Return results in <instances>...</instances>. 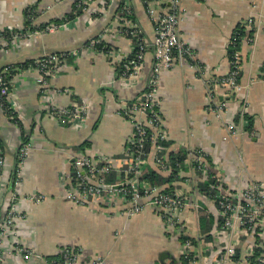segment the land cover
Wrapping results in <instances>:
<instances>
[{
	"label": "crops",
	"instance_id": "crops-1",
	"mask_svg": "<svg viewBox=\"0 0 264 264\" xmlns=\"http://www.w3.org/2000/svg\"><path fill=\"white\" fill-rule=\"evenodd\" d=\"M74 1L0 0V31L30 32L24 27V13L30 7L37 15L31 26H56L0 48V70L43 54L82 51L90 39L112 29L102 38L108 53L70 59L44 92L38 88L34 70H23L11 81L8 100L26 132L28 150L16 169L22 132L0 109V222L7 211L16 213L0 244V264H52L61 249L77 247L85 260L100 255L107 264H184L182 237L194 245L193 264H213L219 248L227 245L223 238L213 236L224 220L215 198L201 191V183L213 182L201 180L195 157L202 154L210 173L233 194L250 182L264 180V0H160L161 8L176 4L178 35L190 51L189 58L180 57L172 68L160 72L157 87L161 129L167 137L164 155L169 159L170 154H185L177 178L162 185L190 201L180 215L181 224L174 227L154 208L130 218L120 212L124 207L114 198L81 206L65 197L74 176L71 156L77 153L109 157L115 162L112 184L124 181L133 124L120 107L137 101L146 91L156 64L150 47L138 76L122 81L119 68L132 51L130 39L115 30L124 0H91L80 15L68 20L65 16ZM128 2L144 39L151 44L154 26L142 0ZM238 28L243 29L238 49L240 89H215L214 79L229 70L228 47ZM72 101L87 107L83 125L61 124L49 110ZM222 102L226 107L219 113L215 105ZM148 152L145 172L156 171L153 143ZM161 171L166 176L170 173ZM34 195L45 198L34 201ZM200 210L214 221L208 239L200 230ZM228 232V240L237 235ZM240 239L239 253L231 264H245L241 252L249 241ZM27 252L32 254L30 260L22 257Z\"/></svg>",
	"mask_w": 264,
	"mask_h": 264
},
{
	"label": "built area",
	"instance_id": "built-area-1",
	"mask_svg": "<svg viewBox=\"0 0 264 264\" xmlns=\"http://www.w3.org/2000/svg\"><path fill=\"white\" fill-rule=\"evenodd\" d=\"M80 5L87 6L91 0H78ZM147 15L154 26V39L150 44L147 42L136 21L130 19L132 13L128 0L123 1V16L118 18V29H115L119 35L127 37L132 42V51L124 59L120 79L127 81L138 76L143 68L145 54L150 47L153 48L156 64L152 75L148 80L146 91L140 94L137 101L130 105L124 103L121 105L120 113L128 118L133 124V133L129 140L128 159L126 161L124 181L112 184L107 182V176L115 170V162L105 155H90L87 153H77L71 156L72 167L74 169L73 181L65 193L66 199L76 205H88L91 202L100 200L107 203L112 198L116 203L124 207L120 212L126 217H133L147 208L157 209L166 224L170 227L180 225L181 213L190 204L189 199L185 196L177 195L172 192L163 191L162 186L151 185L142 179L147 163L148 151L145 147L147 143H153L155 149L154 162L156 166L163 171H171L168 165V159L164 155V142L167 140L165 132L161 129L162 120L158 112L157 87L159 74L163 70L172 68L177 59L189 58L190 51L180 41L178 35L179 11L176 4L169 8H161L160 0H142ZM31 8V7H30ZM30 14L35 10L29 11ZM56 26L49 24L43 30L52 31ZM11 31V30H9ZM42 32L36 30L34 32ZM112 29H105L97 38H92L83 47L82 51L72 50L57 54H43L34 61V66L25 70H34L37 73V85L41 92L48 87V81L59 74L60 70L69 60L76 59L80 55H87L94 52L108 53L109 47L102 45L101 49L97 45L102 42L107 32ZM114 31V30H113ZM21 33V32H20ZM33 32L22 34H12L9 40L0 37V48H5L11 42H15L21 36L31 37ZM237 40L242 43L243 37L239 39L232 37L231 44ZM251 40V39H250ZM9 80L5 76L9 71ZM23 70L17 67H6L0 70V109L5 111L9 109L14 112L8 100L11 81ZM241 71L240 52L236 50L230 58V66L227 74L221 78H215L213 83L215 89L225 87L228 91H237L240 89L239 75ZM264 79V72L262 73ZM211 103H209V106ZM226 107L225 102L215 105L217 112H222ZM59 123L71 124L73 126L83 125L87 118V107L85 104H78L72 101L69 106L55 107L49 109ZM245 111V106L241 109V115ZM232 123L228 125L231 126ZM233 127V126H232ZM228 130H231L229 127ZM28 146H23L19 150L20 162L26 156ZM196 166L200 171L201 180L213 183L209 186L214 190L213 198L218 204L219 215L223 218L224 223L217 230H214L213 236L216 240L221 238L227 241V245L219 248L218 255L213 264H231L235 260L236 253L240 247L243 237L248 240V246L244 253L245 264H264V180L253 181L248 183L239 193L233 194L226 191L221 182L210 173L209 166L205 162L202 154L195 157ZM3 163L0 153V165ZM196 167V168H197ZM17 184V179L16 182ZM118 186V188H117ZM209 197V196H208ZM43 195H34V201L44 200ZM210 198V197H209ZM15 212L7 211L2 216L0 222V244L3 238L9 233L10 227L14 221ZM228 231H235V238L228 240ZM194 245L187 239L181 247V253L187 259L189 264H193L191 252L194 253ZM23 253L22 250H19ZM58 259L53 260L52 264H107L102 256H95L90 261L83 258L81 249L64 248L58 253ZM30 260L32 254L25 253L22 256Z\"/></svg>",
	"mask_w": 264,
	"mask_h": 264
},
{
	"label": "trees",
	"instance_id": "trees-1",
	"mask_svg": "<svg viewBox=\"0 0 264 264\" xmlns=\"http://www.w3.org/2000/svg\"><path fill=\"white\" fill-rule=\"evenodd\" d=\"M84 6L83 5H80L79 4V1L78 0H75L74 1V4H73V9L70 13L66 14L65 18L68 19V20H71L73 19L76 15H80L82 13V10H83ZM122 8H123V2L120 3V6H119V9L117 11L118 15L123 16L124 13L122 11ZM34 8L31 7L29 9L26 10V12L24 13V16H25V21H24V27H25V30H28L30 32H34L36 30H43L49 23H44V24H41L39 25L38 27H35V26H31V22L33 20V18L37 15L36 13H32L30 14L29 11H32ZM131 20L135 21L136 20V17L134 15V13L132 12L131 15L129 16ZM62 22V20H60ZM58 21H56V24H57ZM24 30V31H25ZM16 32L15 31H12V34H15ZM20 33V32H19ZM235 36L239 39L242 34H243V29L242 28H238L235 30ZM11 36V32L9 30H1L0 31V37L6 39V40H9ZM239 40H237L234 44H230V46L228 47V57H229V60L230 58L232 57L233 53L239 49ZM102 45H105L103 42H101L100 44L97 45V48L98 49H101L102 48ZM57 54H60V53H57ZM34 61L35 60H27V61H24L22 63H15V64H11L10 66L12 67H17L19 68V70H25L27 69L28 67L30 66H34ZM71 60H69L70 62ZM122 69L119 68V73L120 74V70ZM262 69H264V66L262 67ZM13 73V71H9L5 77V80H9V75H11ZM2 112L8 117L10 118L11 122L14 124V125H17L21 132H22V143L23 145L20 146V149L26 145L27 143V135L25 134V130L23 128V125L21 124V122L19 121L18 119V116L16 114H12V112L9 110V109H5V111L2 110ZM248 119V118H247ZM96 124V123H95ZM95 126V125H94ZM93 126V128H94ZM248 130L251 129V121L248 120ZM1 145V144H0ZM86 144L84 143L83 145H79V146H75L74 147V150H78V149H81L85 146ZM149 147H150V143L146 144V151L149 150ZM19 149V150H20ZM18 150V152H19ZM18 154V153H17ZM19 155V154H18ZM184 156L185 154H183L182 152H178L177 154H170V157L168 159V165H169V168L171 169L169 175H163L161 172V170L157 169L156 171H148V172H144L143 176H142V179L146 182H148L149 184L151 185H159V186H164L165 184H168L170 182H172L174 179L177 178V175L179 173V165L182 163L183 159H184ZM19 156H17V159H16V166L15 168L17 169L19 163H20V159L18 158ZM214 179H211L210 182H213ZM107 182L108 183H114L115 182V176L112 174V172L107 176ZM210 183H201L199 186L201 188V191L202 193H205L207 194L208 196H213L214 195V192L212 189H210L208 187ZM210 186V185H209ZM163 191H166V192H171V187L170 188H166L164 187L163 188ZM213 219L210 218V216L208 215V213L205 211V210H200L199 212V224H200V230L202 232L203 235H205V238L208 239L211 237L210 235V231L212 230V226H213ZM181 240H186V237H182ZM58 259V256L56 257H53L52 260H56ZM186 260V259H185ZM185 260H182V262L184 264H186V261Z\"/></svg>",
	"mask_w": 264,
	"mask_h": 264
},
{
	"label": "rangeland",
	"instance_id": "rangeland-1",
	"mask_svg": "<svg viewBox=\"0 0 264 264\" xmlns=\"http://www.w3.org/2000/svg\"><path fill=\"white\" fill-rule=\"evenodd\" d=\"M184 243V242H183ZM72 249H80L79 247H77V248H72ZM82 250V249H81ZM60 252V251H59ZM58 252V253H59ZM97 256V255H96ZM99 256V255H98ZM104 259H105V257L104 256H102ZM91 259H88L87 261H90ZM106 260V259H105Z\"/></svg>",
	"mask_w": 264,
	"mask_h": 264
},
{
	"label": "water",
	"instance_id": "water-1",
	"mask_svg": "<svg viewBox=\"0 0 264 264\" xmlns=\"http://www.w3.org/2000/svg\"><path fill=\"white\" fill-rule=\"evenodd\" d=\"M117 188H118V186H117Z\"/></svg>",
	"mask_w": 264,
	"mask_h": 264
}]
</instances>
